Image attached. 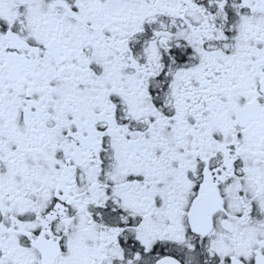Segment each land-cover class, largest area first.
I'll return each mask as SVG.
<instances>
[{
  "label": "snow or ice",
  "instance_id": "snow-or-ice-1",
  "mask_svg": "<svg viewBox=\"0 0 264 264\" xmlns=\"http://www.w3.org/2000/svg\"><path fill=\"white\" fill-rule=\"evenodd\" d=\"M0 264H264V0H0Z\"/></svg>",
  "mask_w": 264,
  "mask_h": 264
}]
</instances>
